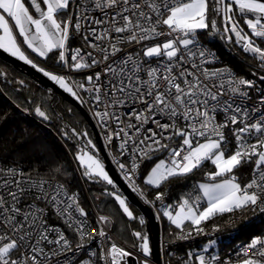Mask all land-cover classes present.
<instances>
[{
	"label": "snow or ice",
	"instance_id": "6c2138e0",
	"mask_svg": "<svg viewBox=\"0 0 264 264\" xmlns=\"http://www.w3.org/2000/svg\"><path fill=\"white\" fill-rule=\"evenodd\" d=\"M210 3L212 11L223 20L224 33L234 34L235 42L243 51L258 58L264 66V47L257 42L264 41V0H28L27 4L25 0H0V49L37 67L22 50L18 33L22 43L33 53L47 58L55 52L57 62L69 71L100 69L86 76L84 82L72 83L64 75L43 68L39 71L82 104L90 103L95 109L94 117L102 125L106 126L110 120L117 123L118 130L109 132L107 139L110 142L113 136L121 138V154L132 142L131 167L126 170V165L119 163L130 183L139 167L138 161L151 160L164 151L167 158L159 159L150 169L145 180L147 185L160 188L169 179L187 175L206 161L215 166L216 171L207 175L212 181L223 177L220 182L199 184L202 195L193 198L188 194L182 198L175 214L169 210L170 206L163 209V216L177 229L183 231L185 221H190L197 233L202 231L201 222L217 214L249 206L264 212V95L253 101L249 92L253 81L238 78L229 69L205 67L211 53L200 50L199 63L189 59L197 55L193 48L198 44V33L209 27L217 30L215 19L211 25L208 23ZM108 10L114 13L109 19L94 15L99 11L108 17ZM237 15L244 20L250 34L240 25ZM100 25L106 26L98 31L96 26ZM113 32L117 34L115 37ZM125 33L127 35H121ZM74 34L82 35L92 51L72 48L69 41ZM159 37H165L164 41L145 44L139 51L118 56L124 51L121 44L140 45ZM81 90L89 95L88 101L79 95ZM122 106H130L125 115L130 121L134 118L135 123L124 125L115 111ZM35 111L39 117L49 118L39 107ZM218 114L223 115L222 121L217 120ZM148 123L159 131L147 128L144 129L147 134L142 135L141 129ZM225 129L235 138L234 150L228 147L230 141ZM129 130L133 131L132 135ZM82 135L86 137L87 133ZM176 137L180 138L179 144L170 146L167 141ZM253 137L255 143H250ZM87 145L95 147L90 139ZM86 149L87 146L81 147L75 157L83 169L82 175L90 181L102 180L115 187L104 163ZM253 162L252 178L242 186L235 170ZM109 194L114 196L123 213L134 219L126 200L116 192ZM163 196L158 192L155 199L163 200ZM29 198L32 203L21 206L22 201ZM202 200L206 201V206L201 209ZM49 208L69 228L76 224L82 239L94 238L86 232L84 220L76 223L75 216H87L80 206L78 193H70L54 178L33 179L22 169L0 168V264H43L38 259L47 255L42 245L67 248L69 242L63 231L48 224ZM107 219L101 216L100 222ZM139 222L145 223L142 217ZM52 234L57 238L51 239ZM132 234L140 241L139 249L144 256H149L148 236L139 231ZM98 235L107 237L103 229ZM247 249H252L251 256ZM17 252H21L20 257L15 256ZM241 254L245 258L239 264H264V239L253 238L241 249ZM193 255L198 264H213L216 260L215 256L206 258L189 253V257ZM131 256L130 251L112 242L109 247L100 249L99 259L104 264H128Z\"/></svg>",
	"mask_w": 264,
	"mask_h": 264
},
{
	"label": "trees",
	"instance_id": "16d2710c",
	"mask_svg": "<svg viewBox=\"0 0 264 264\" xmlns=\"http://www.w3.org/2000/svg\"><path fill=\"white\" fill-rule=\"evenodd\" d=\"M213 4H209L208 22L211 25L213 19L217 22V30H212V37L207 38L211 27L199 32L205 44L213 51L223 64L228 65L236 74L242 77L264 76V66L258 58L251 53H245L240 45L235 42L231 33H224L222 18L212 11ZM240 25L245 32L250 30L244 24V20L237 15ZM231 36V40L227 37ZM70 42V41H69ZM264 47V41H257ZM34 57L47 67L59 68L62 65L57 62L55 52L49 57H39L31 52ZM38 106L49 117L45 122L33 114V109ZM27 108L28 113L21 111ZM73 127L86 142L94 137L92 131L80 111L67 100L61 97L49 87L39 83L32 75L14 67L0 58V163L15 164L26 173L51 177L61 181L70 191H79V203L89 211L90 205L95 207L90 192L103 194L100 209L103 214L112 217L115 229V217L123 216L112 199L106 195L104 182L90 181L84 177L81 182L76 174L73 160L76 138L70 133ZM87 133L84 137L82 134ZM161 155L155 154L151 160H144L141 165V177L145 175L150 165ZM250 163H245L235 170L238 181L243 186L248 181ZM56 169L60 171L57 172ZM214 170L210 161L204 162L193 172L169 179L160 188L147 185L153 195L164 190L167 186L170 200L176 207L181 199L191 194L194 198L200 195L197 183L200 180H208V173ZM223 177H217L216 180ZM175 207V208H176ZM135 208V207H134ZM136 213L138 212L135 208ZM100 213V212H99ZM135 213V214H136ZM122 222V218H120ZM128 221V220H127ZM126 222V221H125ZM205 225H218L220 230L236 232L238 239H253L264 236V213L255 212L248 207L237 209L230 213L217 214L207 221ZM123 225H125L123 223ZM133 226V225H132ZM135 226V225H134ZM145 227H140L143 230ZM162 234L169 239H176L177 228L172 226L167 217L163 216ZM146 231V229H145ZM171 242V241H170Z\"/></svg>",
	"mask_w": 264,
	"mask_h": 264
},
{
	"label": "built area",
	"instance_id": "2783aa9c",
	"mask_svg": "<svg viewBox=\"0 0 264 264\" xmlns=\"http://www.w3.org/2000/svg\"><path fill=\"white\" fill-rule=\"evenodd\" d=\"M109 16L104 17L103 13L96 11L94 15L97 18L101 19H109L111 15L114 13L112 10H108ZM93 14L90 10V15ZM128 13H125L127 15ZM119 20V17L117 18ZM73 22H75V15H73ZM106 25H100L96 26L97 30L100 31L105 27ZM212 29L207 34V38L210 39L212 37ZM117 34L112 33V36L115 37ZM121 35H127L121 34ZM202 35V34H201ZM201 35L198 33V44L193 48V51L197 53L196 57H189L190 60H194V62L199 63L200 59L198 56V52L200 50H204L206 53H211L210 56L207 57V63L204 65L205 67L209 69H229L236 77H242L236 74L228 65L223 64L221 60L217 57L216 54L213 53L211 49L205 44L204 40L201 38ZM165 37H159L157 40L152 41H144L142 44L137 45L135 43L132 44H121L119 45L124 51H121L118 53V56H124L126 52H135L139 51L145 44H155L158 42H163ZM91 40V38H90ZM93 43H96L95 41H92ZM70 46L72 48L80 47L83 49L84 52L92 51L90 47H88L86 41L84 40L82 35H73V38L69 42ZM28 51V50H27ZM29 57L32 58L36 63L41 65L43 68L55 71L58 73H62L65 75L72 83V81L76 82H84L85 77L88 75L94 74L96 71H99V68H92V69H86L81 70L79 72L77 71H69V69L66 66H61L59 68H51L44 65L42 62L38 61L34 55L28 51ZM99 58V56L97 57ZM155 59H153L152 63L155 64ZM185 67H189V65H185ZM264 76L258 75V76H247L243 77L247 80L253 81L254 86L249 89L250 95L255 101L258 97L264 95V79H261ZM81 94V97L85 100H89V95L82 90L79 91ZM87 110L88 113H90L91 118L94 121V124L96 126V129L99 133V136L101 138L102 144L104 146V149L106 151V154L108 155L111 163L115 167L118 174L123 178V180L129 185V187L132 189V191L137 195V197L146 205H148L158 223L159 226V245H158V251H159V264H185V261H189V264H198V261H196L195 255L192 257H189V253L194 254H202L206 258H210L212 256L216 257V260L213 262V264H239L240 261H242L245 257L241 254V249L248 245L252 239L246 240V239H238L236 237V232L234 230L230 231H223L220 230V227L218 225H205L200 224L199 227L202 229L201 232L197 233L195 231L196 226L190 225V226H184L183 231L181 229H177L176 233V239H169L167 237H164L162 234V226H163V209L165 206H170L169 210L173 211L176 207L173 200H170L169 196V190L167 186L164 190L160 191L159 193H163V200H156L155 197L157 193L151 194L149 192V189L145 185V182L143 181V178L141 177V165L142 163H139V167L137 169V172L135 174H132V182L130 183L129 180L125 179L126 170L131 167L132 163V142L130 141L128 144V150L121 154V151L119 149V144L121 143V138L113 136V139L109 142L107 139V135L109 132H116L118 130V125L114 120H110L106 126L102 125L98 122L97 118L94 117L93 112L95 109L92 108L90 103H84L83 104ZM130 106H122L115 111L118 112V114L122 117L124 120V125H127L129 122L135 123L134 118L130 121L128 116L125 115L129 112ZM22 112L28 113L27 108H22ZM256 116L259 115V113L255 114ZM162 122H167L163 117H159ZM217 120L222 121L223 115L218 114ZM183 123L182 121L180 122ZM121 125V126H124ZM239 127V125H237ZM152 128L153 130L159 131V129L155 128V125L152 123H148L144 125V127L141 129L142 135H146L147 133L144 131V129ZM231 128V125L229 126ZM225 132L227 134L228 140L230 141L228 147L232 150L235 149L236 143L235 138L232 136L229 129H225ZM133 131L129 130V135H132ZM180 138L176 137L172 141H167L170 146L176 147L179 144ZM250 143H255V137L251 138L249 140ZM231 153V152H229ZM161 156H165L167 158V151L157 153ZM73 160V165L76 171V174L78 176V179L82 182L84 180V176L82 175V170L77 164V161L75 159ZM119 163H124L126 165V170L122 171L119 168ZM248 164V163H247ZM253 166L254 162L250 163L249 167V173H248V181L251 180L253 175ZM18 168L22 169L21 167L15 165V164H2L0 163V168ZM23 170V169H22ZM24 173H26L24 171ZM28 174V173H26ZM33 179H37L39 177L38 175L31 174ZM45 179H53L51 177H44ZM55 181L63 184L61 181L54 178ZM64 185V184H63ZM133 185H135L134 190ZM68 190V188H67ZM70 193H78V196L80 195L79 191H70ZM143 193V195H141ZM32 194H29L31 196ZM195 198V197H194ZM32 203L31 198L28 200H24L21 203V206L25 204ZM203 204V200L200 202V206ZM43 206V205H41ZM82 207V205L80 204ZM83 208V207H82ZM250 210H253L251 206L248 207ZM84 209V208H83ZM84 211L87 213L86 217H79L78 215L75 216L76 223H78L80 220H84L86 223L84 225L86 232L89 236L94 237L93 239H89L85 237L84 239L81 238L80 234L76 231V224L73 225L72 228H69L62 219H60L51 208L48 210V224L52 226L58 227L63 233L65 234L67 240H68V246L67 248L61 246V245H47L44 244L42 247L45 249V253L47 255L45 256H38V259L43 261V264H104L103 261L99 259L100 255V249L102 247L107 248L110 246L112 242L117 243L118 245L124 247L126 250L130 251L132 253V256L135 257L137 255H140L138 251H136L133 247L126 244L124 241H122L113 230V219L111 216L107 214H101L97 212L92 205H90L89 211ZM255 212L264 213L259 210V208H256L253 210ZM104 216L107 217L106 222H100V217ZM143 218L145 223L143 225L140 224L139 220L140 218ZM135 224L139 227H146L147 225V218L138 211L135 214V217L133 219ZM103 229L107 233V237H99L98 233L99 231ZM190 233V235H189ZM180 236H186L187 238L181 239ZM51 239H56L57 237L55 234H52L50 236ZM264 239V236L255 237ZM171 241V242H170ZM208 243V244H207ZM78 245H83V247H78ZM25 251V250H21ZM55 251V255H53V252ZM95 253V255H93ZM247 253L249 256L252 255V249H247ZM21 252L15 253L16 257H20ZM147 259H150V257H147ZM137 262V261H136ZM128 264H129V258H128Z\"/></svg>",
	"mask_w": 264,
	"mask_h": 264
},
{
	"label": "water",
	"instance_id": "95a60500",
	"mask_svg": "<svg viewBox=\"0 0 264 264\" xmlns=\"http://www.w3.org/2000/svg\"><path fill=\"white\" fill-rule=\"evenodd\" d=\"M232 36L235 39L234 34H232ZM0 58L7 61L14 67H18L19 69L25 71L28 75H32L39 83L43 84L46 87L51 88L56 93L60 94L62 98L70 102L80 111V113L83 115L84 119L86 120L92 131L94 142L98 149V153L96 155L104 163L105 170L108 172L110 178L113 180L114 185L118 187L119 191L124 195V197L128 200V202L132 204L134 207H136L138 211H140L147 218V225L145 229H146V234L149 238V245L151 250L150 259L153 264H159V251H158L159 226L155 219V216L151 208L145 203H143L137 197V195L132 191L129 185L123 180V178L116 171L108 155L106 154L101 138L99 136V133L96 129V126L90 114L86 111V109H84V107L78 100H76L73 96H71V94L65 92L63 89L59 87V85H57L54 81L50 80L41 71L32 67L31 64H28L25 61L12 56L11 54L5 52L2 49H0ZM37 107L38 106H36L33 109V114L36 117L40 118L41 120L45 122H49V119H43L37 115L35 111ZM69 129H70V133L76 138V141L79 143V145H81L82 147L87 146V149H89L88 145L83 140L82 136L78 135L79 133L73 127H70ZM129 264H137L134 256L129 257Z\"/></svg>",
	"mask_w": 264,
	"mask_h": 264
},
{
	"label": "rangeland",
	"instance_id": "374dc122",
	"mask_svg": "<svg viewBox=\"0 0 264 264\" xmlns=\"http://www.w3.org/2000/svg\"><path fill=\"white\" fill-rule=\"evenodd\" d=\"M220 18H221V16H220ZM208 22H210V21H208ZM17 37H18V40L19 41H21V46H22V50L23 51H25V54L29 57V54H28V51H30V52H32L30 49H28L27 48V46L26 45H24L23 43H22V37H19L18 36V33H17ZM28 50V51H27ZM10 54V53H9ZM35 54V53H34ZM16 58H18V57H16ZM30 58V57H29ZM19 59V58H18ZM31 60H32V58H30ZM36 65H37V67H35L36 69H40V68H43L41 65H39L38 63H36L34 60H32ZM43 69H45V68H43ZM46 71H49V72H52L53 74H58V75H63L62 73H58V72H55V71H51V70H48V69H45ZM43 73V72H42ZM65 76V75H64ZM69 80V79H68ZM69 83H71V81L69 80ZM79 95L81 96V94L79 93ZM75 98V97H74ZM76 99V98H75ZM77 100V99H76ZM79 101V100H78ZM90 114V113H89ZM89 139H87V141H88ZM90 140L92 141V144L95 146L94 148L91 146V145H88V147H89V149H86V150H90L91 151V153H93V154H97L98 153V149H97V146H96V144H95V142L90 138ZM87 141H86V144H87ZM82 146L81 145H79V144H76L75 145V150H74V157L72 158V159H75V157H76V155H77V152H78V150L81 148ZM228 154H231V153H228ZM159 159H166V157L163 155V156H160L157 160H155L154 161V163L153 164H151L150 165V167H149V169L146 171V173H145V175L143 176V181L145 182V180H146V178H147V175L149 174V171H150V169L154 166V164L156 163V162H158V160ZM76 160V159H75ZM77 161V160H76ZM77 164H78V161H77ZM79 165V164H78ZM80 167V166H79ZM81 168V167H80ZM81 170L83 171V169L81 168ZM216 170L214 169L212 172H215ZM211 173V172H210ZM236 176L238 175V174H235ZM217 179V178H216ZM99 181H102V180H99ZM201 181H212V180H210V179H208V180H200V182ZM102 182H104V184H105V186H104V189L105 190H103V191H101V192H105L106 191V195L105 196H108L110 199H112V201H113V204L117 207V208H119V210H120V212H121V214L123 215V216H121V215H119L118 217H115L114 219H115V229H114V233L115 234H117V236H119L120 238H122V239H124V241L127 243V244H129V245H131V247H133L136 251H138V253H140V255H137L136 256V261H137V264H145V261L147 262V264H153L149 259H147V257H150L151 256V251H150V255L149 256H144V254H143V252L139 249V243H140V241H138L137 239H136V237L134 236L133 237V239L129 236V239H125V232L124 231H122L121 230V221H120V218H122V222H127V220L129 221V220H131V219H133V218H129V217H127L126 216V214H124L123 213V210L119 207V204H118V202L115 200V198H114V196H112V195H110L109 193H112V192H116L117 194H119V195H121V197L122 198H124L125 200H126V202H127V204H128V206H129V209L133 212V217H135V213H136V211H135V208L133 207V205L132 204H130L129 202H128V200L124 197V195L119 191V189H118V187L117 186H115V187H113V185H108L105 181H102ZM146 184V183H145ZM150 186H152V185H150ZM155 187V186H154ZM90 195L92 196V199H93V201H94V205H95V207L96 208H98V211L101 213V214H103L102 212H103V210H101L100 209V207H101V200L103 199V194L101 195V194H99L98 192H90ZM102 211V212H101ZM163 212V211H162ZM174 214V213H173ZM169 221V220H168ZM170 222V221H169ZM135 231H139V232H141L142 234H146V231H145V228L143 229V230H141L140 228H138V229H135ZM134 231V232H135ZM147 235V234H146ZM208 244V243H207ZM150 246V245H149Z\"/></svg>",
	"mask_w": 264,
	"mask_h": 264
},
{
	"label": "crops",
	"instance_id": "0c3cea01",
	"mask_svg": "<svg viewBox=\"0 0 264 264\" xmlns=\"http://www.w3.org/2000/svg\"><path fill=\"white\" fill-rule=\"evenodd\" d=\"M25 3L27 4L28 3V0H25ZM29 8H30V11L31 12H33V14L35 15V13H34V10L31 8V6L29 5ZM36 54V53H35ZM214 169H215V166H214ZM216 170V169H215ZM223 178H221V179H218V180H215V181H199L198 183H197V186L199 185V184H201V183H218V182H220L221 180H222ZM239 182V181H238ZM240 183V182H239ZM247 184V183H246ZM200 192V191H199ZM200 195H202V193L200 192ZM206 206V201H203V204L200 206L201 207V209L203 208V207H205ZM134 207V206H133ZM136 208V207H135ZM137 209V208H136ZM179 210V205L173 210V213L175 214V212L176 211H178ZM137 211H138V209H137ZM114 222V221H113ZM204 222V221H203ZM123 223L125 224V225H123ZM171 223V222H170ZM202 223V222H201ZM121 224V230L122 231H124L125 232V239H129V236L133 239V232L135 231V229H138V228H140L139 226H137L136 224H135V222L133 221V219H131V220H129V221H127V222H121L120 223ZM133 225V226H132ZM135 225V226H134ZM191 225V223H190V221H185V223H184V226H190ZM172 226H174V227H176L175 225H173L172 224ZM117 235V234H116ZM119 237V236H118ZM120 238V237H119ZM122 241H124V239H122V238H120ZM125 242V241H124ZM126 243V242H125ZM127 244V243H126ZM129 245V244H128ZM131 246V245H130Z\"/></svg>",
	"mask_w": 264,
	"mask_h": 264
},
{
	"label": "flooded vegetation",
	"instance_id": "af4514ba",
	"mask_svg": "<svg viewBox=\"0 0 264 264\" xmlns=\"http://www.w3.org/2000/svg\"><path fill=\"white\" fill-rule=\"evenodd\" d=\"M68 103H70V102H68ZM70 104H71V103H70ZM71 105H72V104H71ZM73 106H74V105H73ZM82 106L84 107V109H86L85 106H84L83 104H82ZM74 107H75V106H74ZM75 108H76V107H75Z\"/></svg>",
	"mask_w": 264,
	"mask_h": 264
},
{
	"label": "clouds",
	"instance_id": "9594fccd",
	"mask_svg": "<svg viewBox=\"0 0 264 264\" xmlns=\"http://www.w3.org/2000/svg\"><path fill=\"white\" fill-rule=\"evenodd\" d=\"M80 102V101H79ZM81 103V102H80ZM82 104V103H81ZM87 111V110H86ZM79 144V143H78Z\"/></svg>",
	"mask_w": 264,
	"mask_h": 264
}]
</instances>
